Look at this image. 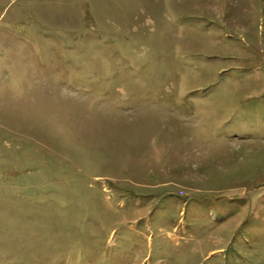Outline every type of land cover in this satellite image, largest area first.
<instances>
[{
    "label": "rangeland",
    "instance_id": "rangeland-1",
    "mask_svg": "<svg viewBox=\"0 0 264 264\" xmlns=\"http://www.w3.org/2000/svg\"><path fill=\"white\" fill-rule=\"evenodd\" d=\"M0 264H264V0H0Z\"/></svg>",
    "mask_w": 264,
    "mask_h": 264
}]
</instances>
